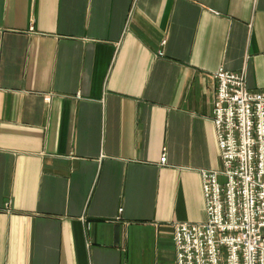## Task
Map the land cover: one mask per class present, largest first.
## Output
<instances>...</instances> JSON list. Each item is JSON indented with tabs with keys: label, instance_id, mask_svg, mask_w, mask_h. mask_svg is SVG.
<instances>
[{
	"label": "crops",
	"instance_id": "obj_1",
	"mask_svg": "<svg viewBox=\"0 0 264 264\" xmlns=\"http://www.w3.org/2000/svg\"><path fill=\"white\" fill-rule=\"evenodd\" d=\"M219 68L264 91V0H0V264H176Z\"/></svg>",
	"mask_w": 264,
	"mask_h": 264
},
{
	"label": "built area",
	"instance_id": "obj_2",
	"mask_svg": "<svg viewBox=\"0 0 264 264\" xmlns=\"http://www.w3.org/2000/svg\"><path fill=\"white\" fill-rule=\"evenodd\" d=\"M214 78L221 166L200 172L205 220L173 223L176 264H264V91L247 87L244 70L219 68Z\"/></svg>",
	"mask_w": 264,
	"mask_h": 264
},
{
	"label": "rangeland",
	"instance_id": "obj_3",
	"mask_svg": "<svg viewBox=\"0 0 264 264\" xmlns=\"http://www.w3.org/2000/svg\"><path fill=\"white\" fill-rule=\"evenodd\" d=\"M218 179H219V181H220L221 183H223V182L225 181V177L222 176V175H220V176L218 177Z\"/></svg>",
	"mask_w": 264,
	"mask_h": 264
}]
</instances>
